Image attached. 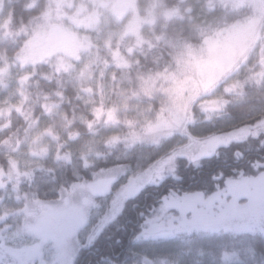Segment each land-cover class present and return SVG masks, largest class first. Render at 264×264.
<instances>
[{
	"label": "trees",
	"instance_id": "1",
	"mask_svg": "<svg viewBox=\"0 0 264 264\" xmlns=\"http://www.w3.org/2000/svg\"><path fill=\"white\" fill-rule=\"evenodd\" d=\"M56 1L6 4L0 69L5 58L26 57L29 64L17 93L6 94L0 87V228L11 230L16 219L21 223L25 198L57 202L78 185L120 170L108 192L93 199L76 236L72 264H264V216L240 228L199 227L141 236L145 221L154 218L169 194L212 195L228 180L264 172V126L255 129L264 122L261 33L234 69L190 105L183 133L168 134L156 143L129 142L140 114L146 112L149 125L157 123L174 77L192 75L187 67L207 52L210 36L252 18L253 8H240L236 16L228 12L233 0H129L125 9H115L116 15L139 16L138 32L130 35L129 25L117 27L108 48L98 49L91 76L77 80L71 60L89 46L77 42L73 53L55 55L26 52L43 20L55 15ZM90 1L95 10L96 1ZM210 26H217L213 33ZM245 129L251 132L209 156L196 161L176 157L171 174L157 177L120 204L115 201L132 177L192 140ZM96 227L97 235L86 245Z\"/></svg>",
	"mask_w": 264,
	"mask_h": 264
},
{
	"label": "rangeland",
	"instance_id": "2",
	"mask_svg": "<svg viewBox=\"0 0 264 264\" xmlns=\"http://www.w3.org/2000/svg\"><path fill=\"white\" fill-rule=\"evenodd\" d=\"M94 1H96L93 7L95 10L91 8L90 0H57L55 15L43 20V26L33 33L32 42L26 52L36 56L48 52L55 55L64 50L73 53V48H76L77 42H80L83 46L89 47L74 54L71 60L73 78L83 80L85 76L90 77L91 66L99 56L98 49L108 48L109 42L118 31L117 27L119 28L121 24L129 25L127 32L130 35L135 34L139 29V26L135 25L140 21L139 16L116 15L115 9H125L129 0ZM84 2L89 5L88 8ZM233 2L228 10L229 13L235 11L231 14L236 15L238 9L250 7L253 8L255 16L245 20L244 23H236L215 33H213L214 29L222 26L223 23L218 24L216 28L209 27L210 33H213L209 40L213 41L209 44L206 53L199 55L200 57L195 58V62L187 65V70L191 67L192 75H188L186 79L181 76L174 77L176 80H173V85L169 89V102L166 107L163 105L157 123L149 125L146 112L144 115L141 112L142 115L134 119L140 125L130 131V143L134 141L156 143L168 134L183 133L189 117L190 105L206 91L205 89L234 69L254 46L260 33L264 38V0H233ZM6 4L7 0H0V31L7 20ZM140 24L142 25V22ZM72 43L76 46L73 47ZM25 58L21 57L18 61L5 58L0 69L2 92L17 93L28 69L29 62ZM208 74L214 75L210 77ZM206 77L209 79H206L207 82H205ZM152 85L150 84V87ZM263 126L264 122L255 129H262ZM250 132L251 129H245L207 140H192L188 146L173 152L145 173L132 177L118 192L115 201L120 204L124 199L137 194L157 177L171 174L176 157L187 156L189 160L196 161L211 155L218 146ZM119 173L120 170H114L90 183L80 184L64 194L57 202L42 203L25 198L26 206L21 210V223L19 224L16 219L11 230L0 228V264H72L78 250L76 236L86 223L87 212L93 205V199L106 194ZM114 205L113 207H116ZM114 210L109 214L110 216L103 217L101 222L113 216ZM261 216H264V172L253 178L238 176L228 180L222 189L212 195L169 194L162 199L160 210L154 218L145 221L141 236L199 227L240 228L257 221ZM0 219L2 220V216ZM99 229L96 227L90 231L86 245L94 239ZM141 264L151 263L143 260Z\"/></svg>",
	"mask_w": 264,
	"mask_h": 264
}]
</instances>
